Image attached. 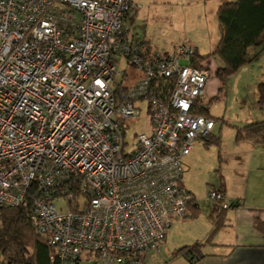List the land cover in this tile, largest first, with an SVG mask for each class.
Instances as JSON below:
<instances>
[{"label":"built area","instance_id":"1","mask_svg":"<svg viewBox=\"0 0 264 264\" xmlns=\"http://www.w3.org/2000/svg\"><path fill=\"white\" fill-rule=\"evenodd\" d=\"M136 12L134 0H0V207L32 201L49 264H144L194 204L183 158L215 127L201 112L212 67L189 43L147 52L127 27ZM142 102L149 131L129 147L124 122ZM209 197L233 207L222 189Z\"/></svg>","mask_w":264,"mask_h":264},{"label":"rangeland","instance_id":"2","mask_svg":"<svg viewBox=\"0 0 264 264\" xmlns=\"http://www.w3.org/2000/svg\"><path fill=\"white\" fill-rule=\"evenodd\" d=\"M135 3V19L127 22L135 42L146 40L159 51H172L175 46L191 42L201 54L211 53L216 48L220 31L217 11L211 6L212 3L207 6L201 0H135ZM258 50L259 47L252 48L250 55ZM214 59L216 62L213 61L211 67L216 72L217 64L221 65L222 62L218 55ZM189 61V58L181 60L184 64ZM261 81H264V52L230 76L217 98H206L208 114L215 120L216 126L209 137L210 142L204 139L195 142L191 161L187 162L188 169L184 174L185 184L191 187L196 196L199 216L174 221L169 228L167 241L159 251L147 252L144 264H188L186 258L175 251L199 239L197 235L205 229L215 212L216 203L209 193L221 189L223 183L229 191H243L241 180L244 178L249 195V182L255 174V155L263 157L264 152L259 154V151H254L249 140H238L237 132L248 123L264 120V105L258 101ZM142 104L141 114L124 122L129 147L137 139V132L149 131V113L145 103ZM248 197L247 203L250 201ZM56 204L64 210L70 207L65 199L58 200ZM0 264H6L5 258L0 257ZM83 264L102 263L91 258Z\"/></svg>","mask_w":264,"mask_h":264},{"label":"trees","instance_id":"3","mask_svg":"<svg viewBox=\"0 0 264 264\" xmlns=\"http://www.w3.org/2000/svg\"><path fill=\"white\" fill-rule=\"evenodd\" d=\"M218 18L221 27V40L217 49L212 54L202 56L201 59L198 58L194 62L200 66L209 57L219 56L222 64L218 66L216 73L220 82L218 91L221 92L230 76L264 51V0L225 1L219 8ZM141 44L145 46V42ZM255 47H259L258 52L250 55V48ZM258 95L259 103L264 105V81L258 85ZM212 98H217V95ZM206 103L209 105L208 102ZM208 111L207 105L201 110L202 113L209 116ZM210 135L204 138L205 142H210ZM237 139L251 140L256 144L264 143V120L252 122L239 129ZM31 205L32 201L30 200L26 205L0 207V257L5 258L6 264L50 263V256L54 253V249L35 230L30 210ZM232 205L240 204L233 202ZM196 206L198 204L194 201L190 208L193 209ZM220 225V221H218L216 228ZM212 238L213 233L207 237V240L211 241ZM202 245L203 242L198 240L194 244L180 247L175 253L185 256L193 264L204 256L201 250Z\"/></svg>","mask_w":264,"mask_h":264},{"label":"crops","instance_id":"4","mask_svg":"<svg viewBox=\"0 0 264 264\" xmlns=\"http://www.w3.org/2000/svg\"><path fill=\"white\" fill-rule=\"evenodd\" d=\"M201 1H203L205 6H207L209 3H212L211 6L215 9V11H217V17H218V11L221 4L225 1H230V0H219V1L201 0ZM231 1H235V0H231ZM134 19L130 21H133ZM218 23H219V18H218ZM218 25H219L220 36L219 39H217L216 41L215 44L216 48L211 53L201 54L197 47L198 54L195 57V60H197L198 58L201 59L202 56H207L209 54H212L217 49V46L219 45L221 40L220 23ZM132 37L134 39L133 35ZM140 42L141 43L145 42V46H146L145 48L146 49L150 48L149 51H156L152 47V45H150L149 42H147L146 40ZM191 44L193 43L191 42ZM177 47L178 46H175V48L172 51L170 49H167L165 51L171 53L175 51ZM251 49L252 48H250V50ZM263 52L264 51H262L257 57H259ZM214 58L213 56H211V58L207 59L206 61H203V63L212 66L213 61H215ZM217 65L219 66V64ZM212 71H213V75L206 89L205 100L206 98H212L220 94V92L218 91L220 82L217 77V73H216L217 71L215 72L213 68ZM253 122H257V121H253ZM249 141H250L249 143L252 144L251 147L254 151H259V154L260 153L263 154L264 143L256 144L251 140ZM192 152L193 151H191L189 155L183 158L184 168L186 172L188 169L187 162L191 161ZM255 158H256L254 160L255 174L253 176V180H250L249 182V189H250L249 195L246 193L247 192L245 186L246 179L244 178L241 180V184L244 187L243 191H237V190L229 191L227 185L225 183L222 184L223 191L225 192V200L227 202L230 201L231 203L239 202L240 205L233 206L230 209H220L217 206L215 207L214 215L211 216L209 223L206 225L205 229L202 230L201 233H199V235H197V237L199 238L198 240L203 242L201 250L204 256L201 259L195 261L193 264H264V156L256 157L255 155ZM184 185L191 192L197 203L196 196L192 191L191 187H187V185L185 184V176H184ZM222 187L220 188L222 189ZM247 197L250 198V201L248 203L246 201ZM197 215L199 216V205L193 207V209H191L189 214V216L192 217L193 216L195 217ZM218 221H220L221 225L216 228ZM211 233H213V238L211 239V241H208L207 237ZM167 238H168V233L165 242L167 241ZM187 245H191V244H187ZM186 260L188 261V264H191L188 258H186Z\"/></svg>","mask_w":264,"mask_h":264}]
</instances>
